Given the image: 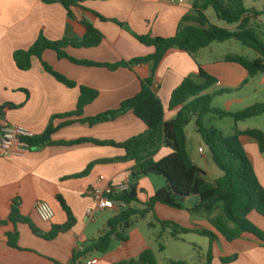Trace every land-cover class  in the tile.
I'll list each match as a JSON object with an SVG mask.
<instances>
[{"label":"crops","instance_id":"0c3cea01","mask_svg":"<svg viewBox=\"0 0 264 264\" xmlns=\"http://www.w3.org/2000/svg\"><path fill=\"white\" fill-rule=\"evenodd\" d=\"M192 3L193 0H78L71 6L73 15H69L66 7L59 1L0 0V104L19 105L17 108L6 109L5 121L25 126L33 134H40L47 128L52 117L76 109L79 86L68 87L59 82L44 70L36 56L31 57V66L27 70L18 68L14 61L13 52L29 49L40 34L53 41L65 37H81L85 33L82 21H86L102 33V41L94 47L69 46L66 48L67 53L81 60L116 63L153 53V46L140 43L131 33L172 37L180 20L192 13ZM208 17L212 23L224 24L217 22L216 16ZM214 43L195 54L202 70L217 80L214 84L217 87L214 90L209 88L205 93H212L214 98L219 92V95H225L226 107L218 108L230 112H235L232 109L234 107L243 109L255 102H264V92L258 97L253 96L254 99L247 94L248 88L254 85L260 74L263 76L259 84L264 91V72L249 76L240 64L225 59L228 54L237 53L218 50ZM42 59L66 78L98 92L96 99L86 105L82 116L53 119V125L58 128L52 134V140L69 141L91 137L122 142L146 129L145 123L133 111L94 125L80 122L79 119L116 109L123 100L138 93L141 79L150 77L152 73L151 63H140L131 68L119 66L116 69L87 66L67 58H59L51 49L42 52ZM196 61L186 52L173 48L158 66L155 77V84L158 85L156 92L162 101L166 120L176 114V110L169 109L172 91L185 77L199 80ZM68 120L73 121L60 126ZM187 127V150L193 162L205 172L208 180L214 181L222 177L224 172L215 168L211 151L195 126L191 131ZM250 128L258 127L238 126L240 130ZM244 148L252 159L260 184L264 187V152L260 151L258 143L253 139L246 141ZM170 151L167 146H162L154 159L159 160ZM124 153L122 149L110 145L89 143L74 146L44 145L39 148L18 146L9 154L0 152L1 217H7L12 204L17 201L23 215L29 216L41 231L50 232L54 225H62L67 221V215L56 198L61 195L76 219L71 229L59 233L51 240L37 236L28 225L18 223V247L9 245L5 236V232L12 230L13 226L0 227V264H84L92 258L97 259L95 264H113L125 259L116 256L120 253V249H117L114 253L110 250L106 253L91 252L73 262L74 252L97 239L106 228L108 220L119 212L118 208H98L93 192L108 185L118 186L127 180L129 184L137 183L138 198L145 202L165 185L164 179L159 176L143 175L133 180L129 171L132 165L130 162H99L120 158ZM94 161L99 163L87 175L72 177L83 172ZM101 176L102 180L99 179ZM38 200L46 201L52 206L54 217L51 221H43L37 215L34 204ZM199 201L197 195L187 197L184 209L158 203L155 205L154 214L161 220H172L192 230L206 229L214 232L216 239L212 244L211 264H264V242L261 239L242 233L234 241H228L210 220L214 217L224 219L221 210H216L212 215L204 209L192 210ZM131 206L140 207L135 203ZM88 209L92 212L88 213ZM248 219L264 233L262 215L252 211ZM142 220L148 228L154 229L153 240L157 250L163 252L164 250H159L156 240L159 227L154 223L153 214L149 213ZM138 221L139 219L136 222ZM150 222L153 225L149 226ZM192 234L201 235L196 232L184 235ZM164 236L171 237L168 232ZM183 236L182 239L174 240L184 241ZM207 238L206 245L203 240L190 241L196 252L192 257L195 259L193 262H189L187 257L178 252L172 253V257L168 259L205 264L206 252L211 246L210 239ZM127 241L122 242L123 245L126 246ZM140 246L141 252L151 248L156 253L152 244L145 240H142ZM187 254L192 256L189 252ZM226 257L231 258V261H222ZM157 260L158 264L163 263V259H158V256Z\"/></svg>","mask_w":264,"mask_h":264},{"label":"trees","instance_id":"16d2710c","mask_svg":"<svg viewBox=\"0 0 264 264\" xmlns=\"http://www.w3.org/2000/svg\"><path fill=\"white\" fill-rule=\"evenodd\" d=\"M50 2L59 1L73 15L71 6L78 0H46ZM213 8L216 18L224 22L223 25L212 23L207 15L208 8ZM264 12L255 7H247L244 0H193L192 13L185 15L178 23L176 33L172 37L152 36L150 34H131L142 44L153 46L154 52L136 57L130 60L116 63H101L90 60H81L69 55L66 48L71 46L94 47L100 44L103 35L92 24L82 21L85 26V33L81 37L63 38L58 41L49 40L40 34L36 42L27 50H16L13 58L18 68L27 70L31 66V57L36 56L44 68L59 82L68 87L79 86V97L76 109L73 112L52 117L44 132L33 136H22L20 141L26 143L29 148L49 146H74L82 144L110 145L122 149L124 156L117 159H106L99 162H130L129 168L131 178L137 180L143 175H156L164 179L165 185L153 194L145 202L138 198L137 183L130 184L129 189L119 194L112 195L115 201H124L126 207L107 222L106 228L89 244L74 252L73 262L81 257H86L91 252L106 253L111 249L113 239L122 242L128 240L129 228L138 220L144 219L149 213H153L155 205L160 203L172 208L184 209L185 199L191 195L200 198L199 203L192 210L204 209L209 215L220 209L224 219L211 218V222L228 241H234L242 233L252 234L264 242V233L248 219L249 213L258 212L264 217V187L260 184L254 171L252 159L244 148L248 140H255L261 152H264V130L250 128L240 130L235 128L231 133H224L219 128L206 125V116L232 117L235 122L264 114V102H255L235 112L212 106L214 95L205 93L217 80L202 70L195 59V54L211 43H221L235 39L244 46L249 47L257 53V57L249 59L239 54H228L225 59L240 64L251 77L264 72V38H262L254 22ZM106 20L103 16H100ZM124 25L123 23H120ZM173 48L189 54L198 66V78L185 77L180 84L172 91L169 109L176 110L173 118L166 120L164 107L159 95L156 92L155 77L156 71L166 54ZM51 49L56 52L59 58H67L70 61L87 66H106L116 69L119 66L133 67L140 63H151V75L141 79L140 90L134 96L125 99L116 109L99 113L95 116L80 118V122H87L90 125L111 121L120 115L133 111L141 119L146 129L125 141L99 140L91 137H82L69 141L52 140V134L58 128L53 125L55 117L82 116L86 105L91 103L98 96L97 90L78 85L76 82L66 78L54 70L42 59V52ZM19 105L13 103L0 104V136L2 134V122L5 121L6 109L17 108ZM73 120H68L60 126L66 125ZM194 121L195 129L202 140L211 151L212 160L223 172V176L210 181L206 178L205 172L199 168L190 157L187 150L186 127ZM162 146H167L171 151L168 155L159 160L154 159L156 153ZM91 162L88 167L72 177L87 175L92 167L99 163ZM59 204L67 215V221L62 225H54L50 232H43L37 228L29 216L23 215L18 207L17 201L12 206L7 217L0 216V227L12 225L13 229L5 232L7 243L18 247L19 232L17 224L23 223L30 227L32 232L44 239L51 240L59 233L67 231L76 222L71 209L61 195L56 196ZM139 202L142 207L131 206ZM154 223L158 224L159 232L156 235L159 250H164L163 236L166 232L173 239H182L184 234L196 232L207 236L211 246L206 252V263L211 264L212 244L216 234L206 229L192 230L179 225L172 220H161L154 216ZM149 226L153 223H149ZM172 264H191L184 260H168ZM222 261L229 262L231 258H222ZM113 264H158L156 253L153 249L147 248L136 257L122 259ZM198 264V263H193Z\"/></svg>","mask_w":264,"mask_h":264},{"label":"rangeland","instance_id":"374dc122","mask_svg":"<svg viewBox=\"0 0 264 264\" xmlns=\"http://www.w3.org/2000/svg\"><path fill=\"white\" fill-rule=\"evenodd\" d=\"M244 2H245V5L248 7L253 6L257 8L258 10H261L262 12H264V0H244ZM207 14L211 18H215L216 16L213 8L211 7L208 8ZM217 22L224 23L221 20H217ZM253 25L255 26V29L257 30L258 34L262 38H264V13L261 16H259V18L254 22ZM214 44H215L214 46H217L216 49L221 50L223 52L245 55L249 59H254L255 57L258 56L254 50L250 49L249 47L244 46L241 42L235 39L227 40L221 43H214ZM262 76L263 75L260 74L259 77H257L254 85L248 88L247 94H249V96H251L252 99H254L253 96L258 97L261 92H264L262 90L263 87H261V85L259 84V81L261 80ZM215 87L217 86L213 85L210 89L214 90ZM219 94H216V97L213 98L214 100L212 102V106L225 108L226 107V103H225L226 97H224L225 95H219ZM232 109L233 110L235 109V111H237V109H240V108L234 107ZM205 121H206L205 122L206 125L219 128L222 131H224V133L226 134L231 133L235 128H238V126L239 127H258L264 130V114L247 119L245 121H238V122H235V120L230 116H225V117L220 118L217 116L211 117V115H208L206 116ZM194 126H195L194 121H191L189 123V126L187 127L188 131H191L192 128H194ZM215 168L219 170L218 169L219 167L216 166ZM151 176H156V175H151ZM140 201L142 202L143 200L140 199ZM135 204L142 207V204L139 202H136ZM153 231L154 229H152V227L150 228L147 227L144 220L139 219V221L134 223L127 232L129 240L126 243V246L123 245L122 241L118 239H113L110 252L114 253L117 251V249H120V253L116 255L118 258L129 259L131 257H136L141 252L140 243L142 242V240H145L147 243L152 244V246L156 250L158 259H163L162 264H172L168 261L169 260L168 258L172 257L171 255L174 252L182 253L184 257H187L189 262H193L195 259L192 257L196 255V252L192 249L190 245V241H192V239L203 240L205 242V245L208 242V238L202 235H194V234L184 235L183 236L184 241H175L169 236L167 237L163 236V245L164 247H166V249L164 248L163 252H159L157 250V245L153 240V235H152ZM175 246L177 247L179 246V248H175ZM188 252L192 254L191 257L187 256Z\"/></svg>","mask_w":264,"mask_h":264},{"label":"built area","instance_id":"2783aa9c","mask_svg":"<svg viewBox=\"0 0 264 264\" xmlns=\"http://www.w3.org/2000/svg\"><path fill=\"white\" fill-rule=\"evenodd\" d=\"M183 0H179L182 2ZM157 84L154 85V88H157ZM2 134L0 136V152L2 154H9L13 151L15 147L24 146L28 147V145L22 141H20V137L22 136H33V134L27 127L19 125V124H11L7 121L2 122L1 128ZM29 148V147H28ZM100 180L103 179L101 176ZM129 182L126 180L120 183L118 186L108 185L103 189H99L93 192L95 196V200L97 202V207L100 209H116L119 210L126 207V203L124 201H115L111 198L112 195L119 194L125 190L129 189ZM35 211L39 218L43 221H51L54 217V210L52 206L42 200H38L34 204ZM88 213H91L92 210L88 209ZM82 249V248H80ZM97 262L96 258L88 259L84 264H95Z\"/></svg>","mask_w":264,"mask_h":264}]
</instances>
